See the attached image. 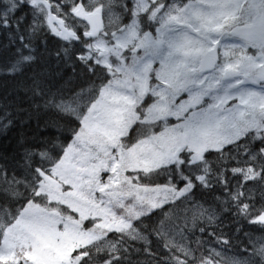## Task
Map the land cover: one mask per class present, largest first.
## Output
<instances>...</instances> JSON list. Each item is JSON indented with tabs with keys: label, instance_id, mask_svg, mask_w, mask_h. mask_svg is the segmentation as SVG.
Listing matches in <instances>:
<instances>
[{
	"label": "snow or ice",
	"instance_id": "obj_1",
	"mask_svg": "<svg viewBox=\"0 0 264 264\" xmlns=\"http://www.w3.org/2000/svg\"><path fill=\"white\" fill-rule=\"evenodd\" d=\"M0 35L7 75L54 37L86 78L22 85L67 126L0 166V264H264V0H0ZM225 210L260 233L231 256Z\"/></svg>",
	"mask_w": 264,
	"mask_h": 264
},
{
	"label": "trees",
	"instance_id": "obj_2",
	"mask_svg": "<svg viewBox=\"0 0 264 264\" xmlns=\"http://www.w3.org/2000/svg\"><path fill=\"white\" fill-rule=\"evenodd\" d=\"M46 39L48 40L47 45L39 47L34 53L39 63L34 64L30 69L25 68L23 74L10 76L3 71V65L14 56L15 47L9 44L6 36L0 35V105L6 104L10 106V111H19L17 122L10 129L0 131V166L9 170L19 171L18 165L26 149L47 143L57 137L63 139L61 132L54 126L56 121H59L61 129L67 126V122L60 120L52 110H45L42 107L35 108L31 94L22 85L30 82L29 78L38 71L47 74L49 87L53 92L60 89L64 96L71 95L73 89L78 91L80 86L85 85L86 78L75 62L66 63L63 60H57L54 55L55 52L62 49L64 42L54 37ZM36 103L40 104L42 101L36 100ZM220 218L223 220L220 228L226 233L225 238L230 239L233 244L232 250L235 249L236 252L241 247H246L248 236L258 237L260 235L256 226L243 223L237 225L226 210L220 213ZM157 219L156 216L152 217L153 222ZM186 237H188L187 234ZM188 238L191 242V238ZM196 238L201 241L211 239L207 234L201 236L198 232ZM140 243L136 242L134 246L139 247ZM152 250L160 259L167 258L160 239H153ZM227 251L232 253L231 249ZM149 259L150 257H141L142 264H148ZM153 264H156V261H153Z\"/></svg>",
	"mask_w": 264,
	"mask_h": 264
},
{
	"label": "bare ground",
	"instance_id": "obj_3",
	"mask_svg": "<svg viewBox=\"0 0 264 264\" xmlns=\"http://www.w3.org/2000/svg\"><path fill=\"white\" fill-rule=\"evenodd\" d=\"M2 72H3V71H2ZM248 235H249V234H248ZM186 239H187L188 242H189L190 239H189L188 237H186ZM245 240H246V239H245ZM242 241H243V240H242ZM236 242H237V241H236ZM209 247H211V245H209ZM234 250H235V249H234ZM234 250L231 249L232 253L229 252V251H227V255H230V256H231V255H233L234 253H236V250H235V251H234Z\"/></svg>",
	"mask_w": 264,
	"mask_h": 264
},
{
	"label": "rangeland",
	"instance_id": "obj_4",
	"mask_svg": "<svg viewBox=\"0 0 264 264\" xmlns=\"http://www.w3.org/2000/svg\"><path fill=\"white\" fill-rule=\"evenodd\" d=\"M175 240H176V242H180V237L178 235L175 236ZM228 256H230V255H228Z\"/></svg>",
	"mask_w": 264,
	"mask_h": 264
}]
</instances>
